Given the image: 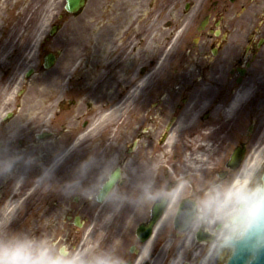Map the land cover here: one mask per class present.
Listing matches in <instances>:
<instances>
[{
	"label": "flooded vegetation",
	"instance_id": "1",
	"mask_svg": "<svg viewBox=\"0 0 264 264\" xmlns=\"http://www.w3.org/2000/svg\"><path fill=\"white\" fill-rule=\"evenodd\" d=\"M52 1L58 27L83 15L65 13L64 0H30L20 37L44 27ZM85 7L88 61L0 64V208L19 191L30 204L25 220H76L74 213L91 220L110 197L98 202L102 184L117 175L112 191L130 219L107 225L103 253L90 264H220L224 248L211 249L216 225L195 224L204 194L235 181L242 165L235 169V148L245 160L255 140L264 142V0H86ZM243 90L248 98L229 112ZM106 109L120 116L116 127H104L112 118L101 123ZM200 157L210 165L193 168ZM45 225L26 233L6 227L0 241L46 240ZM59 230L49 238L79 235L75 222Z\"/></svg>",
	"mask_w": 264,
	"mask_h": 264
},
{
	"label": "rangeland",
	"instance_id": "2",
	"mask_svg": "<svg viewBox=\"0 0 264 264\" xmlns=\"http://www.w3.org/2000/svg\"><path fill=\"white\" fill-rule=\"evenodd\" d=\"M29 1L30 0H0V64H23L22 66L25 69L26 67H33L35 66V64L39 63L40 57L38 58L39 55L37 45L39 40L43 38V32L38 31L36 33L34 31H31L27 35L23 34L21 37L19 36L22 30L26 28L25 23H28V14L30 15L34 10V4L30 3ZM87 13L88 9L86 8L85 14L83 16H80L76 19H70L68 22H66L63 29L59 32V35L54 40H52V43L49 45V49L51 51H62V55L58 59L56 64H73L75 62L76 64H82L80 60H87V58L89 57V53H87V50H81V46H78L77 42L78 38L83 40L87 39L89 29V21L86 20ZM17 20H20L18 25L15 24ZM42 21L43 23L46 22L44 20ZM15 49L17 50L16 52ZM11 55L13 56V58L10 59ZM40 56H42V54ZM106 99H108V97ZM259 109L261 111L263 108L259 107ZM109 110L110 109H106L105 113L107 111V113H109ZM99 115V117H102L103 114ZM249 115H253V112L249 111ZM119 118H113L111 119V122L107 120L108 122L104 127L107 128L109 127V125L115 126V121H118ZM246 124L239 128L240 133L245 131L244 127L246 126ZM73 125L74 123L72 120H69L66 124L68 128ZM118 126L119 125H117V127ZM102 129L103 125H101L100 123V126L97 127V131H100ZM90 132L91 130L89 131V133ZM260 132L261 137L263 138L264 129H260ZM259 141L255 140L254 143L250 145L248 158L245 164L246 167L250 165H252L253 167L252 169L254 170V175L251 178V182L253 184L261 183V175L264 171V142ZM203 162H205V159ZM15 192L17 194L15 201L6 200V202L0 208V221L4 217L7 210H9L10 208H14L15 205L16 207H18V205L21 206V198H24L26 194L19 193V191ZM119 197L120 195L118 191L112 193L107 204L102 208L104 210V215H102L101 217H96L94 220H87V224L84 230H81L80 232V235L82 234V232L83 234L80 236V240L78 244H76V247L72 250V255L83 259L89 264L90 260H93L95 255L97 254L99 248L97 247L98 242L103 243V234L105 233V229L109 222L111 220H128L126 218V215L123 214V208L120 206V202H118ZM28 209H30V204H28L27 207H19V210L11 209L9 218L0 222V232L2 231V228L8 226L7 224H9L8 227L17 225L18 223L23 224L21 229H17L16 232L24 233L28 232L30 227H32L34 224H36L37 226L46 224L45 226L48 227V239H46L45 242L50 246V243H52V240L49 238L50 233H59L60 227H66V220H45L43 218L40 220H37V218L24 220L26 210ZM130 211L131 210H129V214ZM51 212H53V214H56L57 210L50 206L48 209V213ZM27 216H29V214ZM11 222H13V225L11 224ZM28 238H31L35 241H40L36 239V237ZM58 247L59 246H57V248ZM102 248H104V246ZM228 253L229 250L224 251L222 264L225 262Z\"/></svg>",
	"mask_w": 264,
	"mask_h": 264
},
{
	"label": "clouds",
	"instance_id": "3",
	"mask_svg": "<svg viewBox=\"0 0 264 264\" xmlns=\"http://www.w3.org/2000/svg\"><path fill=\"white\" fill-rule=\"evenodd\" d=\"M248 181L247 183L245 181ZM196 228L215 224L211 249L235 250L246 246L264 248V183L251 182L245 176L238 181L220 184L204 194L198 208ZM0 264H87L64 251H53L43 241L17 236L0 241ZM102 264H119L110 258Z\"/></svg>",
	"mask_w": 264,
	"mask_h": 264
},
{
	"label": "water",
	"instance_id": "4",
	"mask_svg": "<svg viewBox=\"0 0 264 264\" xmlns=\"http://www.w3.org/2000/svg\"><path fill=\"white\" fill-rule=\"evenodd\" d=\"M81 5V0H67L66 9L74 12ZM264 183V175H263ZM110 184L107 183L102 191V195L110 189ZM226 264H264V248L252 250L246 246H238L232 251Z\"/></svg>",
	"mask_w": 264,
	"mask_h": 264
},
{
	"label": "bare ground",
	"instance_id": "5",
	"mask_svg": "<svg viewBox=\"0 0 264 264\" xmlns=\"http://www.w3.org/2000/svg\"><path fill=\"white\" fill-rule=\"evenodd\" d=\"M246 94H247V91H246V90H243V91L240 92L239 95H237V97H236V99H235V102L232 103V106L230 107L229 112L232 110L233 106H234L235 104H237L238 101H239L241 98H243V97L246 96ZM115 112H116V110H111L109 113H107V114L104 115V118H113ZM252 168H253L252 165H250V166H248V167H245V168L243 169L242 174H241V175H242V178L245 177V176L250 177L251 172L253 171ZM245 182H247V180H246ZM8 216H10V215L8 214ZM3 220H5V217L3 218ZM3 220H1V221H3ZM1 221H0V222H1Z\"/></svg>",
	"mask_w": 264,
	"mask_h": 264
}]
</instances>
